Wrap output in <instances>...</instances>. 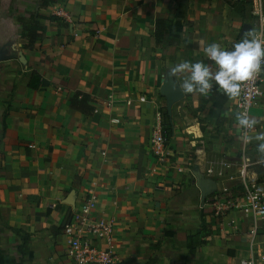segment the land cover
<instances>
[{
    "label": "crops",
    "instance_id": "1",
    "mask_svg": "<svg viewBox=\"0 0 264 264\" xmlns=\"http://www.w3.org/2000/svg\"><path fill=\"white\" fill-rule=\"evenodd\" d=\"M42 4L0 0V46L12 43L21 55L0 62V264H69L62 228L93 188L94 217L114 219L120 264L247 259L251 221L234 214L231 225L210 205L222 194L243 195L239 170L246 160L248 177L264 182L258 142L240 134L238 96L229 98L215 85L207 96L183 93L167 119L161 93L170 67L210 64L208 44L230 50L251 38L242 32L256 22L251 6L226 0ZM158 20L170 28L160 32V43ZM174 78L180 85L184 75ZM262 90L249 136L264 131V73ZM79 92L93 98L91 114L71 106ZM159 126L172 131L163 163L152 152ZM194 170L217 183L204 203ZM193 235L205 244L191 252L187 237Z\"/></svg>",
    "mask_w": 264,
    "mask_h": 264
},
{
    "label": "built area",
    "instance_id": "2",
    "mask_svg": "<svg viewBox=\"0 0 264 264\" xmlns=\"http://www.w3.org/2000/svg\"><path fill=\"white\" fill-rule=\"evenodd\" d=\"M226 1L238 4L244 0ZM250 2L251 14L256 19L251 38L255 37L264 42L263 0H250ZM263 73L264 63L252 79L242 83L238 95L237 115L246 113L251 118L255 103L263 96ZM140 101L145 102L146 98H140ZM113 122L117 123L119 120H113ZM254 129L250 130L248 135ZM240 134L243 136L241 129ZM165 143L163 131L159 126L152 140V152L160 163L165 162L168 157ZM262 164L264 168V158ZM249 165L247 160L240 165L239 179L244 185L243 195L240 198L215 197L210 201V205L218 217L230 218L236 214L251 221L247 231L249 257L240 260L239 264H264V182L253 181L248 177ZM97 206L98 197L96 189L93 188L80 208L62 228L67 239L66 254L69 264H120L114 244V219L95 218ZM229 223L235 226V218H230Z\"/></svg>",
    "mask_w": 264,
    "mask_h": 264
},
{
    "label": "clouds",
    "instance_id": "3",
    "mask_svg": "<svg viewBox=\"0 0 264 264\" xmlns=\"http://www.w3.org/2000/svg\"><path fill=\"white\" fill-rule=\"evenodd\" d=\"M204 55L211 61L210 64L202 61H183L170 67L172 76L184 75L179 85L182 93L207 96L215 85L218 91L234 98L240 94L242 83L252 79L264 63V42L245 36L233 44L230 50L217 43H210L205 47ZM236 120L244 141H257V151L264 154V131L255 136L248 135L257 121L246 113L238 114Z\"/></svg>",
    "mask_w": 264,
    "mask_h": 264
},
{
    "label": "water",
    "instance_id": "4",
    "mask_svg": "<svg viewBox=\"0 0 264 264\" xmlns=\"http://www.w3.org/2000/svg\"><path fill=\"white\" fill-rule=\"evenodd\" d=\"M252 32V27L250 25H244L243 33ZM12 43H6L0 46V62L9 61L13 59H21V55L17 51H13ZM162 96L166 98L167 101V113L172 116L173 106L180 102L184 97L177 80L174 76L168 73L165 77L162 87ZM193 175L196 179V185L201 192V202L204 203L207 198L212 196L217 191V183L211 178H206L199 170H194ZM67 204L73 205V202L67 201Z\"/></svg>",
    "mask_w": 264,
    "mask_h": 264
},
{
    "label": "trees",
    "instance_id": "5",
    "mask_svg": "<svg viewBox=\"0 0 264 264\" xmlns=\"http://www.w3.org/2000/svg\"><path fill=\"white\" fill-rule=\"evenodd\" d=\"M53 1H57V0H43V4L42 6H47L49 4V2H53ZM234 7H237V8H245V7H250L251 6V2L250 0H245L241 5H233ZM241 13H242V10H241ZM31 19H34V16H30ZM25 19V18H24ZM22 18H20V22H21V25L23 24V20ZM50 21H56L57 18L55 17H51L49 19ZM167 26H166V21L165 20H158L157 23H156V33H155V36H156V41L157 42H161V40L163 41V38L160 40L159 38V35H160V32L161 33H164V34H168L170 33V28H168L166 30ZM22 34H24V32H22ZM164 42L166 43H169L168 41L164 40ZM162 42V43H164ZM31 87L33 88H36L38 89V85H33V83L31 82L30 83ZM80 98V100H78ZM93 98H91L90 96L86 95V94H82V93H76L75 97L73 98L72 102H71V106L76 109V110H79L81 112H86V114H91L94 110V108H92L91 106V103H94L93 102ZM164 117L169 119V116H168V113L167 111H165L164 113ZM163 135L165 137V140L168 141L171 136H172V131L171 129L167 128V129H163ZM221 199H226L225 198V194H222L220 195ZM205 226H203L202 229H204ZM25 243L23 244V246H21L19 248V250L21 251L25 246H26V241L27 239L24 240ZM205 244V241L204 240H200L198 238V235H193V236H188L187 237V247L189 249V251H194L196 248H198L199 246Z\"/></svg>",
    "mask_w": 264,
    "mask_h": 264
},
{
    "label": "rangeland",
    "instance_id": "6",
    "mask_svg": "<svg viewBox=\"0 0 264 264\" xmlns=\"http://www.w3.org/2000/svg\"><path fill=\"white\" fill-rule=\"evenodd\" d=\"M261 154V153H260ZM261 156H263L264 157V154H261Z\"/></svg>",
    "mask_w": 264,
    "mask_h": 264
}]
</instances>
